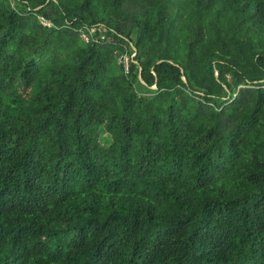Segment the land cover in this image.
<instances>
[{
    "label": "trees",
    "instance_id": "trees-1",
    "mask_svg": "<svg viewBox=\"0 0 264 264\" xmlns=\"http://www.w3.org/2000/svg\"><path fill=\"white\" fill-rule=\"evenodd\" d=\"M0 264H264V0H0Z\"/></svg>",
    "mask_w": 264,
    "mask_h": 264
},
{
    "label": "rangeland",
    "instance_id": "rangeland-1",
    "mask_svg": "<svg viewBox=\"0 0 264 264\" xmlns=\"http://www.w3.org/2000/svg\"><path fill=\"white\" fill-rule=\"evenodd\" d=\"M125 57L128 58L127 55ZM100 132L102 143L105 145H109L112 141L111 136L103 128L100 130Z\"/></svg>",
    "mask_w": 264,
    "mask_h": 264
},
{
    "label": "built area",
    "instance_id": "built-area-1",
    "mask_svg": "<svg viewBox=\"0 0 264 264\" xmlns=\"http://www.w3.org/2000/svg\"><path fill=\"white\" fill-rule=\"evenodd\" d=\"M84 35L88 38V36H87V34L86 33H84Z\"/></svg>",
    "mask_w": 264,
    "mask_h": 264
},
{
    "label": "water",
    "instance_id": "water-1",
    "mask_svg": "<svg viewBox=\"0 0 264 264\" xmlns=\"http://www.w3.org/2000/svg\"><path fill=\"white\" fill-rule=\"evenodd\" d=\"M153 86H156V85H153Z\"/></svg>",
    "mask_w": 264,
    "mask_h": 264
}]
</instances>
